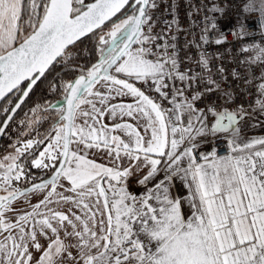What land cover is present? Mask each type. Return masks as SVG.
I'll return each instance as SVG.
<instances>
[{"label": "snow or ice", "instance_id": "1", "mask_svg": "<svg viewBox=\"0 0 264 264\" xmlns=\"http://www.w3.org/2000/svg\"><path fill=\"white\" fill-rule=\"evenodd\" d=\"M0 264H264V0H0Z\"/></svg>", "mask_w": 264, "mask_h": 264}, {"label": "trees", "instance_id": "2", "mask_svg": "<svg viewBox=\"0 0 264 264\" xmlns=\"http://www.w3.org/2000/svg\"><path fill=\"white\" fill-rule=\"evenodd\" d=\"M48 92H47V87L46 85H41L40 86V90L36 91V94L32 97V102L30 106H35L36 103H40L43 101V97L47 96ZM49 99H51V97H49ZM57 100L61 101V106H62V97H57L56 99H53L52 102L56 103Z\"/></svg>", "mask_w": 264, "mask_h": 264}, {"label": "built area", "instance_id": "3", "mask_svg": "<svg viewBox=\"0 0 264 264\" xmlns=\"http://www.w3.org/2000/svg\"><path fill=\"white\" fill-rule=\"evenodd\" d=\"M181 17H182V24L186 26L187 21H186V19L183 18V8H181ZM228 40H229V42L232 41V36L231 35L228 36ZM190 51H194V50H190Z\"/></svg>", "mask_w": 264, "mask_h": 264}, {"label": "rangeland", "instance_id": "4", "mask_svg": "<svg viewBox=\"0 0 264 264\" xmlns=\"http://www.w3.org/2000/svg\"><path fill=\"white\" fill-rule=\"evenodd\" d=\"M33 202H35V201H33Z\"/></svg>", "mask_w": 264, "mask_h": 264}, {"label": "crops", "instance_id": "5", "mask_svg": "<svg viewBox=\"0 0 264 264\" xmlns=\"http://www.w3.org/2000/svg\"><path fill=\"white\" fill-rule=\"evenodd\" d=\"M183 191V190H182Z\"/></svg>", "mask_w": 264, "mask_h": 264}]
</instances>
